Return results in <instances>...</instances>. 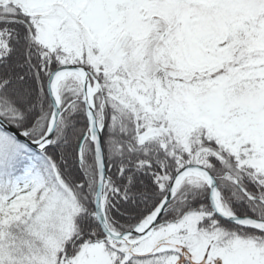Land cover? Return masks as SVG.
Wrapping results in <instances>:
<instances>
[{
	"label": "snow or ice",
	"instance_id": "snow-or-ice-1",
	"mask_svg": "<svg viewBox=\"0 0 264 264\" xmlns=\"http://www.w3.org/2000/svg\"><path fill=\"white\" fill-rule=\"evenodd\" d=\"M0 264H264V0H0Z\"/></svg>",
	"mask_w": 264,
	"mask_h": 264
}]
</instances>
